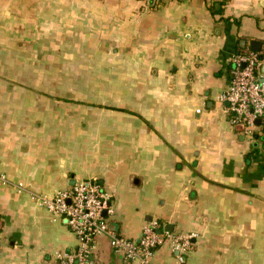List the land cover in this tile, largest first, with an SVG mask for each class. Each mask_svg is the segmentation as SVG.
Segmentation results:
<instances>
[{"label": "crops", "instance_id": "1", "mask_svg": "<svg viewBox=\"0 0 264 264\" xmlns=\"http://www.w3.org/2000/svg\"><path fill=\"white\" fill-rule=\"evenodd\" d=\"M248 52L264 76V0H0V264L76 247L30 195L77 180L122 237L192 235L150 264H264V115L246 136L218 100ZM90 264L126 263L100 236Z\"/></svg>", "mask_w": 264, "mask_h": 264}, {"label": "built area", "instance_id": "2", "mask_svg": "<svg viewBox=\"0 0 264 264\" xmlns=\"http://www.w3.org/2000/svg\"><path fill=\"white\" fill-rule=\"evenodd\" d=\"M259 66L257 53L234 55L229 86L218 96L226 104L231 126H240L246 136L252 135L255 120L264 115V76H260ZM16 187L18 191L24 189L21 183ZM30 199L54 220L64 221L76 239L72 250L54 253L55 264H90L93 242L100 236L107 238L113 253L126 264H150L156 249L166 243L181 263L190 246L192 235L161 232L155 219L143 225L137 240L117 234L107 221V216L113 213L109 195L96 181L77 180L52 195L31 194Z\"/></svg>", "mask_w": 264, "mask_h": 264}, {"label": "water", "instance_id": "3", "mask_svg": "<svg viewBox=\"0 0 264 264\" xmlns=\"http://www.w3.org/2000/svg\"><path fill=\"white\" fill-rule=\"evenodd\" d=\"M253 51H258V49H254ZM237 129L239 130V131H241L242 130V128L239 126V127H237ZM103 215H105V212L103 213Z\"/></svg>", "mask_w": 264, "mask_h": 264}]
</instances>
